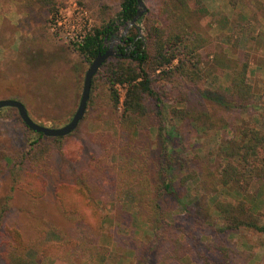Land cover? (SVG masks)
I'll list each match as a JSON object with an SVG mask.
<instances>
[{
    "label": "trees",
    "instance_id": "1",
    "mask_svg": "<svg viewBox=\"0 0 264 264\" xmlns=\"http://www.w3.org/2000/svg\"><path fill=\"white\" fill-rule=\"evenodd\" d=\"M37 1L50 14L55 11V0ZM235 2L230 0L234 9L238 5ZM253 2L258 10L264 11V0ZM137 11V0H121L116 16L92 29L83 44L75 48L91 65L99 54L106 52L105 43L116 38L119 29L126 27ZM207 14L202 0H165L149 9L138 22L144 26L143 38L138 27L131 28L126 41L129 49L121 48L122 56L106 60L94 77L83 119L88 120L89 113L103 109L120 128V137L112 140L109 135L101 136L97 140L101 152L91 157L85 168L66 177L56 173V154L60 158L70 154L71 161H80L84 155L83 146L76 148L72 141L76 131L66 137L49 138L27 127V147L4 155L10 164L12 191L19 190L34 204L45 198L49 186L52 188L55 213L70 223L65 243L72 245L74 255H90L100 264H117L114 251L98 243L103 222L100 206L123 205L127 200L132 202L122 206L125 216L121 221L125 224V232L119 238L118 250L132 249L135 264H182L187 257L198 264H239L245 259L241 252L222 242L220 236H231L240 229L264 234V216L256 209L258 200L264 206V129L258 127L264 124V87L257 96L250 72L252 55L259 48L249 46L264 44V24L256 33L250 21L254 13L243 18L238 14L232 19V35L225 36L226 44H232V50L238 51L230 56L223 53V47V52L214 55L216 68L230 76L226 88L228 101L200 87L206 78L202 52L213 42L210 33L201 25V17ZM228 18H224L227 23ZM243 44L245 47L241 49ZM254 65L258 66L257 71L264 72V62ZM164 83L179 89L177 98L171 100L160 91ZM118 86L126 90L122 112L118 108ZM166 100L175 104L170 108L171 120L175 122L195 123L208 117V113L191 107L200 100L213 102L212 108L216 110L230 107L233 114L252 115L256 121H242L237 127L238 139L232 141V156L225 157L215 168L217 174L210 168L200 173L191 166L194 158L170 149L164 115L168 111ZM5 112L19 115L13 108L0 110V114ZM152 116L159 122L156 160L150 158L148 147L141 139L132 135L147 130V120ZM113 157L119 159L116 164L111 163ZM54 158L56 163H53ZM175 171L180 175L181 189L187 192L185 196L173 189ZM254 183L259 188L250 200L247 194ZM219 188L238 191L242 198L240 201L221 198ZM194 189L213 196L212 207L204 204L203 214L200 201H188L187 195ZM10 200L11 196L7 197L0 209V263L32 264L33 259L50 256L56 246L48 242L45 231L35 229L29 234L6 223ZM169 201L177 204L185 220L193 219L199 235L187 233L170 221ZM212 211L221 221L217 227L211 224ZM135 220L149 230L147 240L139 237L142 235L136 227L131 229ZM207 228L213 230V238L206 234Z\"/></svg>",
    "mask_w": 264,
    "mask_h": 264
},
{
    "label": "rangeland",
    "instance_id": "2",
    "mask_svg": "<svg viewBox=\"0 0 264 264\" xmlns=\"http://www.w3.org/2000/svg\"><path fill=\"white\" fill-rule=\"evenodd\" d=\"M120 1L55 0V11L50 14L48 9L40 5L37 0H0V100L21 101L26 106L31 119L44 127L62 128L67 125L79 107L85 74L90 67L75 45L71 43L68 33H79L85 23L92 30L109 22L119 11ZM163 1L165 0H144L148 10L159 6ZM205 1L208 6H211L210 0ZM216 1L221 7H224V3L230 5V0ZM233 1L239 5L246 2L231 0V2ZM253 4L257 7L254 2ZM204 8L207 10L205 4ZM229 9L232 12V8ZM253 13L250 21L253 24L252 29L257 33L263 29L264 11L256 8ZM59 17L62 18L61 27L56 25V20ZM224 18L225 15L215 17L209 12L201 17V25L205 31L210 33L213 42L202 52L206 78L200 87L230 101L226 91L230 76L224 75L223 71L218 70L214 65V55L217 52H223V47L225 48L223 53L230 56L238 51L235 48L232 50V44H226L225 36L232 35V17L228 18L229 23L225 22ZM138 26L140 35L144 37L143 23H138ZM84 30H88V28L85 27ZM124 32L125 28H121L119 34ZM109 43L110 41L107 42V44ZM249 46L259 48L252 55L251 62L253 64L250 72L255 93L259 96L263 92L264 72L261 74L257 71L254 64L264 62V44L260 46L250 44ZM244 47L245 44L241 49ZM163 86H160L159 89L169 99L173 100L178 97L179 89H172L169 83H164ZM117 90L120 97L118 108L119 112H122L126 90L123 86H118ZM195 102L191 107L208 113L209 116L203 117L195 123L175 122L171 120L172 113L170 111V108L175 104L173 101L166 100L165 107L168 111H165L164 115L167 118L165 125H167V132L169 131L170 149L174 152H181L185 157L194 158L191 166L200 173H206V168H210L216 173L215 168L223 163L224 158L232 156V141L238 139L237 127L241 125L242 121L254 123L256 120L249 114H233L230 107L213 109L212 104L214 103L208 100H200L199 104ZM87 118L88 120L80 123L76 130V137L72 139L76 148L80 145L83 146L84 155H81L80 161H71L70 154L63 158L56 154L58 164L56 173L59 176L66 177L75 170L85 168L91 157L99 155L101 146L97 144V140L101 136L109 135L112 140H117L120 137V128L103 109L99 108L89 113ZM158 124L157 118L152 116L147 120V130L139 135L132 134L135 139L140 138L141 143L148 147V154L152 160H156L159 155L156 139ZM258 127L264 129V124L260 123ZM27 135L28 129L19 115L13 112L0 114V209L6 203L7 197L11 196L10 208L6 209V223L28 231L29 234L33 233L35 229L45 231L48 242L56 246L50 256L36 259L37 261L33 259L32 264H100L90 255L82 257L74 255L71 250L72 245L65 243L68 232H70V223L55 213L50 186L45 198L34 204L19 190H11L9 185L10 164L4 155L24 150L27 147ZM118 160L117 157H113L111 163L116 164ZM53 163H56L55 158ZM173 177V189L185 196L187 192L185 189H181L178 171H175ZM258 188L259 185L254 183L247 198L254 199ZM218 190V196L221 198L235 201H240L242 198L238 191L231 188H219ZM188 195V201H200L202 214L205 212L204 204L208 203L212 207L213 196L208 192L194 189L191 191L193 198L190 199L191 195H189L190 198ZM131 202L132 200H127L125 203L130 205ZM125 203L123 205L114 203L100 206L103 222L98 243L100 246L110 247L114 251L117 264H135L136 258L133 256L132 249L118 250L119 238L125 232V224L122 223L125 216L122 206ZM167 207L170 210V221L176 227L183 228L187 233L194 232L199 235L200 232L195 229L193 219L185 220L181 210L177 208V204L169 201ZM256 209L261 211L264 216V206L260 200L256 202ZM207 213H205L206 216ZM211 216V224L217 227L221 223L218 215L212 211ZM135 227L142 235L139 237L147 240L149 230L140 226L136 220L133 221L131 229ZM206 234L209 238L214 237L211 228H207ZM220 239L226 245L241 252L245 259L242 260L241 257H238L240 261L242 260L239 264H264L263 233L240 229L231 236H220ZM182 264L198 263L187 257L182 261Z\"/></svg>",
    "mask_w": 264,
    "mask_h": 264
},
{
    "label": "water",
    "instance_id": "3",
    "mask_svg": "<svg viewBox=\"0 0 264 264\" xmlns=\"http://www.w3.org/2000/svg\"><path fill=\"white\" fill-rule=\"evenodd\" d=\"M137 2H138L137 15L131 22H128L126 24V30L123 33V35L128 34L130 29L133 27L139 28L138 22L148 11L144 0H137ZM140 37L143 38V35H141ZM120 43H122V38H118L114 40L110 49L106 51L104 54H99V56L91 63L89 69L85 74L84 86H83L82 97L79 103V107L76 113L74 114L72 120L64 127L48 128L35 123L29 116L26 106L21 101L15 99L0 100V110L5 108L16 109L19 113L20 119L22 120V122L25 124L26 127H28L30 130L38 134H43L45 137L62 138L69 136L78 129L80 123L83 121L86 115L94 77L101 69L102 65L105 63L106 60L112 57L122 56L121 53H119Z\"/></svg>",
    "mask_w": 264,
    "mask_h": 264
},
{
    "label": "crops",
    "instance_id": "4",
    "mask_svg": "<svg viewBox=\"0 0 264 264\" xmlns=\"http://www.w3.org/2000/svg\"><path fill=\"white\" fill-rule=\"evenodd\" d=\"M203 3L205 4L207 11L210 14H216L214 16H222L225 15L227 17H232L233 18H237L238 14H240V18L242 17H247V16H252L253 15V11L254 9H256V6L254 4H252V0L248 2V0H243L246 1L245 3H243L242 5H237V7L234 9V7H229L227 4L224 3V7L218 6L219 3L216 0H210V2L212 3L211 6H208V4L206 3L205 0H202ZM248 2V3H247ZM227 5V6H225ZM248 7V8H247ZM229 8H232V12ZM236 10V11H235ZM255 69L258 70V66L255 65ZM261 74H263V71H260Z\"/></svg>",
    "mask_w": 264,
    "mask_h": 264
},
{
    "label": "built area",
    "instance_id": "5",
    "mask_svg": "<svg viewBox=\"0 0 264 264\" xmlns=\"http://www.w3.org/2000/svg\"><path fill=\"white\" fill-rule=\"evenodd\" d=\"M61 19L62 18L59 17L56 20V25H59V27L62 26ZM85 27L88 28V30H84L83 31V29H85ZM73 29H75V28L73 27ZM83 29H81L79 31V33L77 32V34L68 33V35L70 36V41H71V43L73 45H75V46L78 45L79 46V45L83 44V42H84L86 36L88 35V33H90L92 31V30L89 29V25H87L86 23H85Z\"/></svg>",
    "mask_w": 264,
    "mask_h": 264
},
{
    "label": "flooded vegetation",
    "instance_id": "6",
    "mask_svg": "<svg viewBox=\"0 0 264 264\" xmlns=\"http://www.w3.org/2000/svg\"><path fill=\"white\" fill-rule=\"evenodd\" d=\"M121 28H125V30H126V27H121ZM120 29H119V31H120ZM119 31L117 32L116 38H115V39L122 38V43H120L119 49L126 48V50H128L129 47L126 46V44H127L126 41H127V36L129 34V32H128V34L123 35V34H119ZM113 41L114 40L112 39L109 44H107V42L105 43V48H107L106 51H108L110 49V47L112 46Z\"/></svg>",
    "mask_w": 264,
    "mask_h": 264
}]
</instances>
